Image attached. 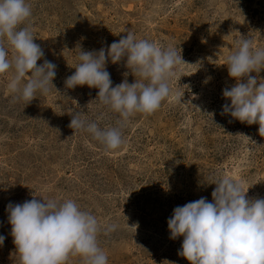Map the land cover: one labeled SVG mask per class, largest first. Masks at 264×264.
Returning a JSON list of instances; mask_svg holds the SVG:
<instances>
[{
	"label": "rangeland",
	"instance_id": "obj_1",
	"mask_svg": "<svg viewBox=\"0 0 264 264\" xmlns=\"http://www.w3.org/2000/svg\"><path fill=\"white\" fill-rule=\"evenodd\" d=\"M26 3L32 15L21 27L30 26L45 53L37 64L47 59L57 68L54 87L46 95L37 92L29 104L9 93L13 72L0 74V264H21L6 206L33 198L72 199L101 225L116 224L111 234L98 235L108 264H189L178 254L183 238L170 239L167 227L175 207L201 197L211 202L216 175L239 181L250 198H264L258 124L221 114L230 103L222 90L236 83L226 66L236 41L242 35L264 48V0ZM127 33L174 47L185 63L169 81L172 95L153 114L130 117L121 147L106 150L91 134L69 127L71 113L101 129L116 127L119 114L100 104L98 89H67L65 79L81 49L107 48ZM106 70L112 86L139 79L124 60L108 62ZM250 75L264 83V70ZM67 264L83 259L70 257Z\"/></svg>",
	"mask_w": 264,
	"mask_h": 264
},
{
	"label": "clouds",
	"instance_id": "obj_2",
	"mask_svg": "<svg viewBox=\"0 0 264 264\" xmlns=\"http://www.w3.org/2000/svg\"><path fill=\"white\" fill-rule=\"evenodd\" d=\"M31 15L26 0H0V74L13 72L7 85L9 93L26 104L37 92L48 94L57 68L47 59L37 64L45 53L34 42L30 26L21 27ZM78 60L75 71L65 79V87L98 89L100 104L118 113L120 119L116 127L101 129L73 111L69 127L91 134L106 150L121 147L122 129L130 117L153 114L172 95L169 81L175 67L185 63L181 51L174 47L137 40L131 33L98 51L81 49ZM122 60L139 79L112 86L106 64ZM226 66L236 83L222 90L230 103L222 105L221 114L247 125L258 124V134L264 137V83L258 82L257 75H250L264 70V48H254L251 39L240 35L236 50L226 57ZM174 98L182 101L179 95ZM210 184L215 185L211 202L201 197L177 206L167 220L170 239L183 238L178 254L189 264H264V198L248 197V189L228 176L216 175ZM6 211L21 264H67L75 256L81 257L83 264H108L98 235L111 234L117 225H101L74 200L33 198L10 202ZM4 240L0 235V246Z\"/></svg>",
	"mask_w": 264,
	"mask_h": 264
}]
</instances>
